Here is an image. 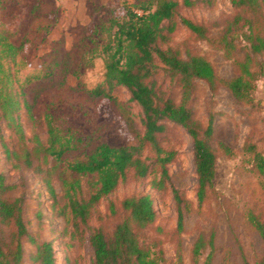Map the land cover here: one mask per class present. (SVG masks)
<instances>
[{
	"label": "rangeland",
	"instance_id": "rangeland-1",
	"mask_svg": "<svg viewBox=\"0 0 264 264\" xmlns=\"http://www.w3.org/2000/svg\"><path fill=\"white\" fill-rule=\"evenodd\" d=\"M123 1L144 0H0V34L19 45L15 63L10 65L14 83L23 91L19 110L22 133L1 121L0 172L9 186L4 194L21 199L29 233L37 241H51L54 264H92L91 229L100 227L110 234L126 214L121 200L139 193H148L156 210L154 220L137 233L157 264H192L198 237L204 242L199 260L210 253L211 264H253L260 258L263 244L249 215H264V190L247 145L255 143L264 153V71L256 80L250 102L235 99L224 80L238 74L237 61L248 49L246 35L264 33V0L255 8L236 6L231 0L190 6L180 3L176 28L163 44L183 55L204 54L217 76L214 86L197 79L187 101L202 128L209 121L212 125L208 142L217 164L205 198L199 201L196 195L191 136L181 124L166 119L157 138L163 148L174 151V156L166 163L169 178L162 188L151 182L159 173L158 166H152L143 177L129 168L115 189L92 206L86 222L75 221L59 210L64 202V179L74 176L66 169L67 161L83 157L98 142L137 144L143 132L141 108L130 99L126 87L117 85L109 96L91 91L103 77L99 52L107 37L105 25L110 17L123 12ZM182 17L202 24L204 34L189 30ZM154 85L159 94L180 101V88L164 68L154 75ZM49 125L81 143L57 161L35 152V163H40L42 172L5 151V145L17 152L32 146L35 135L44 141ZM142 156L149 163L153 161L155 154L149 144L144 145ZM46 168L57 192L54 206L42 180ZM87 178L81 176L84 192ZM174 189L180 197L181 226ZM21 243L23 262H31L34 243L27 236Z\"/></svg>",
	"mask_w": 264,
	"mask_h": 264
},
{
	"label": "trees",
	"instance_id": "trees-1",
	"mask_svg": "<svg viewBox=\"0 0 264 264\" xmlns=\"http://www.w3.org/2000/svg\"><path fill=\"white\" fill-rule=\"evenodd\" d=\"M209 0H144L138 3L123 1V12L109 18L105 29L107 37L100 46L103 56L104 71L102 79L92 88L96 95L109 96L110 90L117 85L127 88L130 99L141 108L140 122L143 132L137 144L111 145L98 142L83 157L67 161L66 169L74 176L64 179V202L59 206L62 214L70 215L77 221L86 222L92 206L112 192L129 168L138 177L145 176L152 166L159 167L152 184L158 188L164 186L169 178L166 163L173 156V150L163 148L157 134L165 129L164 120L169 119L181 124L192 139L193 163L196 173V195L199 201L206 196L217 164V155L208 142L212 132L209 121L204 128L193 118L190 105L187 104L195 89L197 79H205L214 86L217 76L211 61L201 53L187 52L180 54L177 49L163 46L169 34L175 30L177 7L190 6L197 2ZM236 6L256 7L259 0H231ZM182 24L189 30L202 36L205 27L189 18L182 17ZM248 49L243 59L237 61L238 74L224 80L235 99L250 102L256 80L264 71V33L250 32L246 35ZM229 42V41H226ZM233 43L229 42V45ZM19 45L9 41L0 34V142H2L1 121L4 119L20 133L19 110L22 88L15 85L11 63H15ZM259 58H256L257 56ZM163 68L175 80L181 91V99L176 102L172 97L158 93L154 85V75ZM32 77H29L30 79ZM32 146H24L20 152L4 146L7 154L22 160L25 166L42 172L40 163H35V152L44 157L51 155L55 161L62 154L77 148L80 139L71 135L65 137L52 126L48 127V136L43 141L34 136ZM149 144L155 157L151 163L142 156V149ZM247 150L261 176L264 190V153L255 143H248ZM81 176H87L84 192ZM48 197L54 206L58 202L57 192L49 175V168L42 174ZM9 188L4 183L0 172V264H54L55 257L50 240L37 241L29 233L22 218L21 199L7 197L4 193ZM177 201V222L181 226L182 213L179 206L180 197L174 189ZM125 216L118 221L110 234L100 227H93L88 237L92 248V264H157L158 261L138 238L137 229L151 223L156 215L153 200L148 193L132 194L121 200ZM251 223L262 239V254L253 264H264V215H249ZM5 229H8L7 233ZM7 238H6V236ZM27 236L35 245L31 262H23L22 237ZM204 242L198 237L193 245L194 260L192 264H211V254L199 260ZM178 264H183L179 261ZM249 264V263H246Z\"/></svg>",
	"mask_w": 264,
	"mask_h": 264
}]
</instances>
